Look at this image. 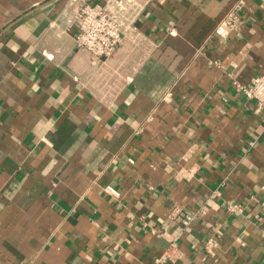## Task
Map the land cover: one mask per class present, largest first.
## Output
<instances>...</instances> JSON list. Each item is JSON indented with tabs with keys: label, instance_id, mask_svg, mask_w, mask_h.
<instances>
[{
	"label": "crops",
	"instance_id": "obj_1",
	"mask_svg": "<svg viewBox=\"0 0 264 264\" xmlns=\"http://www.w3.org/2000/svg\"><path fill=\"white\" fill-rule=\"evenodd\" d=\"M233 2L153 0L92 63L68 0H0V264H264V111L235 88L264 2L213 34Z\"/></svg>",
	"mask_w": 264,
	"mask_h": 264
},
{
	"label": "built area",
	"instance_id": "obj_2",
	"mask_svg": "<svg viewBox=\"0 0 264 264\" xmlns=\"http://www.w3.org/2000/svg\"><path fill=\"white\" fill-rule=\"evenodd\" d=\"M153 0H68L73 8L71 24L74 30V43L78 50L84 51L92 63L112 56L129 39L132 44L141 41V32L138 24L146 12L148 5ZM264 2V0H259ZM245 6V0H234L223 15L211 24L212 33L223 35L240 28L241 11ZM237 91L243 93L251 100L257 111H264V71L253 77L249 86L235 82ZM252 145L253 142H250ZM105 194L113 198H119L120 192L111 185L103 188ZM231 211L240 210L233 205ZM173 212L171 217L178 219L180 224L188 226L193 219L192 214H177ZM205 250L208 254L218 246L214 236L205 241ZM165 256L157 262L163 263Z\"/></svg>",
	"mask_w": 264,
	"mask_h": 264
}]
</instances>
